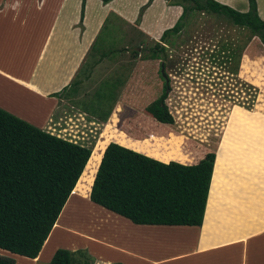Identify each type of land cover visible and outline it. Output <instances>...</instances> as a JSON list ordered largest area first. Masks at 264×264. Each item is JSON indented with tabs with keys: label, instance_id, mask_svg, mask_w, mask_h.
<instances>
[{
	"label": "rangeland",
	"instance_id": "obj_1",
	"mask_svg": "<svg viewBox=\"0 0 264 264\" xmlns=\"http://www.w3.org/2000/svg\"><path fill=\"white\" fill-rule=\"evenodd\" d=\"M153 2L147 4L143 12ZM162 2L170 6L165 0ZM167 9V13L162 15L154 12L145 25L150 36L137 28V16L130 22V30L115 25L113 18L108 17L93 49L96 53L102 50V57L111 54L113 59L102 61V58L96 64L100 66L99 69L92 70V73L90 70L79 71L66 88L57 91V95L61 94L59 98L51 96L57 103L52 113L46 116L42 129L80 143L92 153L44 244L45 252L30 259L0 250V256L10 258L14 264H49L48 257L53 248L69 249L83 242L74 235L66 236L60 230L64 224L71 223L84 231L89 228L88 225L92 227L98 223L99 219L105 222L103 228L106 231L110 224L117 230L130 233L131 246L135 245L140 252L144 251L145 246L148 249L160 243L174 242L177 248L185 243L184 239L188 236L183 234L186 233L183 228L133 226L113 213L88 203L84 196L108 141L164 162L192 164L204 153L217 150L233 105L249 111L254 107L255 111L264 114V46L259 38L246 27L233 25L221 14L187 10L178 20L180 30L167 32L163 40L158 41L162 28L167 26L169 29L179 16L175 17L174 10L171 15L174 7ZM141 20L143 22V18ZM156 41L163 44V50L156 51L157 55L150 58ZM125 43L128 45L129 61L120 55ZM244 58L254 68L247 67L245 71L243 68L246 67L242 65ZM160 63L164 76L160 73ZM92 64L90 59L85 67L90 68ZM0 88L3 89L2 86ZM162 93L163 103L172 117V123L167 126L154 121L146 111V106ZM48 105H44L47 113L52 109ZM38 117L39 120L34 121L40 124L43 115ZM261 122H264V118ZM193 126L199 129L200 134L198 131L191 134L192 137L201 135L199 139L202 141L197 142L187 135L192 133ZM76 197L83 201H73ZM92 219L95 221L91 223ZM248 244L250 247H264V230L250 236ZM165 249L147 250V253L157 257ZM82 250L86 255L76 253L73 256L78 261L76 264H82L85 259L89 264H94L93 258L97 252L105 253L104 257H112L94 244ZM187 261L193 262L192 259ZM257 262L262 264L261 260Z\"/></svg>",
	"mask_w": 264,
	"mask_h": 264
},
{
	"label": "trees",
	"instance_id": "obj_2",
	"mask_svg": "<svg viewBox=\"0 0 264 264\" xmlns=\"http://www.w3.org/2000/svg\"><path fill=\"white\" fill-rule=\"evenodd\" d=\"M100 1L104 4L110 0ZM151 1L139 8L136 21ZM165 1L180 6L181 13L173 26L162 31L159 41L167 32L179 31L178 20L187 10H195L223 15L233 25L246 27L264 46V21L256 12L255 0H247L248 8L244 12L215 0ZM83 3L81 0L80 21ZM152 50L150 58L163 50V45L156 41ZM163 96L164 93L150 102L146 111L154 121L166 125L172 123V117ZM262 118L264 114L254 107L249 111L233 105L222 140L214 152L216 157L213 152H206L192 164L164 162L108 141L84 196L133 224H201L202 246L246 241L264 230ZM192 129L187 135L202 141L201 135H191L199 129L195 126ZM91 153L80 143L51 134L0 108L1 251L30 259L37 257ZM76 253L86 255L81 249L57 248L49 264H76L78 261L73 257ZM0 264L14 262L0 256ZM82 264H89L88 259Z\"/></svg>",
	"mask_w": 264,
	"mask_h": 264
},
{
	"label": "crops",
	"instance_id": "obj_3",
	"mask_svg": "<svg viewBox=\"0 0 264 264\" xmlns=\"http://www.w3.org/2000/svg\"><path fill=\"white\" fill-rule=\"evenodd\" d=\"M215 1L241 12L248 8L246 0ZM146 2L147 0H132V2L131 0H110L103 4L100 0H84L80 21L81 0H0V87L2 86L4 89L0 88V108L42 129L46 116L52 113L53 107L57 103L50 94L57 93L61 88L67 86L72 78H76L79 71L90 70L92 73V70L99 69L100 66L96 64L102 58V61L113 59L111 54L104 58L101 56L104 53L102 50L96 53L93 49L108 17L113 18L115 25L119 24L124 30H130V22L135 20L138 9ZM255 4L258 16L264 21V0H255ZM167 7H174L171 9V15L174 10L175 17L181 13L180 6H165L162 0H154L146 12L142 11L137 28L139 27L141 32L150 36L145 25L152 19L154 12L159 15L164 12L166 14ZM87 12H90L89 19H86ZM141 18H143V22ZM166 27H163L162 30ZM122 46L124 48L120 50V55L129 61L128 45L125 43ZM90 59L93 64L87 68L85 64ZM243 64L246 67L243 68L245 71H247V67L254 68L250 61L246 62V58H244ZM60 95H57L58 98ZM47 103L52 108L48 113L44 111L47 109L44 105ZM38 114L43 115V121L40 124L34 121L39 120ZM68 198L57 218L68 202ZM73 201L81 203L80 201L83 199L76 197L73 198ZM85 201L92 204L87 198ZM92 205L96 206L94 203ZM100 208L102 209V207ZM103 210L108 211L104 208ZM122 219L138 227L183 228L186 230V233L183 234L188 238L184 239L185 243H182L181 247L176 248L174 242L160 243L157 247L151 246L148 249L145 246L144 251L140 252L135 245L131 246L130 233L121 229L117 230L110 224L106 231L103 228L105 222H101V219L92 227L88 225L89 228L84 231L75 228L71 223L64 224L60 230L66 236L74 235L83 241L81 244L68 247V250H87V246L94 244L112 255V257H104L105 253L97 252L93 258L94 264L116 262L130 264V261L132 264H191L187 261L189 259H192V264H216V259L218 264H259L257 260H261L264 264V247L261 245L250 247L249 244L247 245L248 239L216 247L202 246L199 232L201 224L200 226L140 225L133 224L125 218ZM93 221L95 219L90 220L91 223ZM51 231L52 227L42 243L37 257L45 252L44 244ZM163 247L166 249L161 256L155 257L147 253V250ZM55 249L57 248L52 249L48 259Z\"/></svg>",
	"mask_w": 264,
	"mask_h": 264
},
{
	"label": "water",
	"instance_id": "obj_4",
	"mask_svg": "<svg viewBox=\"0 0 264 264\" xmlns=\"http://www.w3.org/2000/svg\"><path fill=\"white\" fill-rule=\"evenodd\" d=\"M162 71H163V69H162V65L160 64V72L162 73ZM212 171V170H211ZM209 182H210V180H209ZM209 186V185H208ZM207 192H208V190H207ZM207 197V196H206ZM206 203V202H205Z\"/></svg>",
	"mask_w": 264,
	"mask_h": 264
},
{
	"label": "flooded vegetation",
	"instance_id": "obj_5",
	"mask_svg": "<svg viewBox=\"0 0 264 264\" xmlns=\"http://www.w3.org/2000/svg\"><path fill=\"white\" fill-rule=\"evenodd\" d=\"M160 64L162 65V63H160ZM160 73H161V72H160ZM161 75L164 76L163 71H162Z\"/></svg>",
	"mask_w": 264,
	"mask_h": 264
},
{
	"label": "bare ground",
	"instance_id": "obj_6",
	"mask_svg": "<svg viewBox=\"0 0 264 264\" xmlns=\"http://www.w3.org/2000/svg\"><path fill=\"white\" fill-rule=\"evenodd\" d=\"M70 195V194H69ZM55 223V222H54ZM54 225V224H53ZM53 227V226H52Z\"/></svg>",
	"mask_w": 264,
	"mask_h": 264
},
{
	"label": "clouds",
	"instance_id": "obj_7",
	"mask_svg": "<svg viewBox=\"0 0 264 264\" xmlns=\"http://www.w3.org/2000/svg\"><path fill=\"white\" fill-rule=\"evenodd\" d=\"M159 41V40H158ZM163 43V42H162ZM163 45V44H162Z\"/></svg>",
	"mask_w": 264,
	"mask_h": 264
}]
</instances>
